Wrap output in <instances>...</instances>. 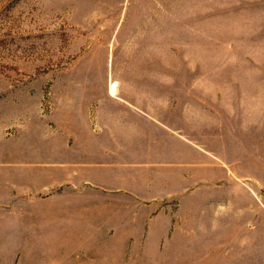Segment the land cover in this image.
Segmentation results:
<instances>
[{
	"label": "crops",
	"instance_id": "0c3cea01",
	"mask_svg": "<svg viewBox=\"0 0 264 264\" xmlns=\"http://www.w3.org/2000/svg\"><path fill=\"white\" fill-rule=\"evenodd\" d=\"M155 77L146 81L161 83L106 74L81 104L52 112L50 125L3 142L0 257L19 255L14 241L33 264L264 256V137L249 146L224 134L212 112L203 121L206 106H188Z\"/></svg>",
	"mask_w": 264,
	"mask_h": 264
},
{
	"label": "rangeland",
	"instance_id": "374dc122",
	"mask_svg": "<svg viewBox=\"0 0 264 264\" xmlns=\"http://www.w3.org/2000/svg\"><path fill=\"white\" fill-rule=\"evenodd\" d=\"M112 73L164 75L188 106H206L204 122L212 112L253 146L264 137V0H0V152ZM10 243L19 255L0 264H33L25 242Z\"/></svg>",
	"mask_w": 264,
	"mask_h": 264
},
{
	"label": "bare ground",
	"instance_id": "6f19581e",
	"mask_svg": "<svg viewBox=\"0 0 264 264\" xmlns=\"http://www.w3.org/2000/svg\"><path fill=\"white\" fill-rule=\"evenodd\" d=\"M114 82V81H113ZM112 84V83H111ZM112 92H114L115 91V84L112 86V90H111Z\"/></svg>",
	"mask_w": 264,
	"mask_h": 264
}]
</instances>
